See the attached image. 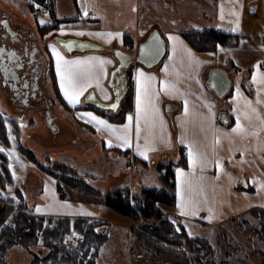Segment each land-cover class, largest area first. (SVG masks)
<instances>
[{
  "label": "crops",
  "instance_id": "0c3cea01",
  "mask_svg": "<svg viewBox=\"0 0 264 264\" xmlns=\"http://www.w3.org/2000/svg\"><path fill=\"white\" fill-rule=\"evenodd\" d=\"M55 1L53 0V10L49 15L51 20L44 25H57L56 30H60L64 25L70 24L69 31L72 34L60 37L89 41L103 47V50L66 53L60 45L59 48L56 47L57 43L54 41L56 35L46 34L47 40H44V45L47 49L48 68L44 76L43 90L49 114H46L44 110L40 115L43 121H46L57 133L59 126L54 107L62 105L77 136L71 142L76 148L66 149L65 153L60 151L58 154L56 152L50 155L64 157L66 154H72L78 156V148L83 146L84 136L80 129L87 127L94 136L97 132L99 133L100 139L96 138L99 144L97 150L99 151L103 147L104 153H95L97 160L87 158L86 164L82 163L79 158V160L77 158L66 160L64 157L59 162L69 164L83 176H93L91 185L103 193L124 189H129L130 193H137L142 189L158 188L162 185L157 186L154 181L155 177H150V171L145 168L144 177H142L141 171H137L135 168L136 161H140L144 163L145 167H148L151 159L156 161L158 157H162L158 165L160 166L161 180V175L165 172L163 166L169 163L178 165L181 160L179 152L183 150L186 159L185 165H178V167H183L184 173L188 174L187 179L190 180L192 187L189 189L183 178L178 181L177 172L174 171L175 204L174 209L170 212L172 218L168 217L178 228H180L178 225L180 220L184 223H195L202 226L203 229L210 227V232L214 234L218 228L224 226L232 231L234 227L230 224L231 228H228L226 223H230L236 217H246V214L254 209H264V204H260V202L264 203V188L260 183L261 181L264 184V84L253 81L254 75L259 76L264 73V0H75L76 13L74 15L72 12L73 16L65 20V24L58 21L60 19ZM4 5L5 8L14 10L7 2ZM221 8H223V19H221ZM204 30L235 35L239 37V43L237 46H219L215 51L196 50L186 35ZM130 35L133 41L129 39ZM170 36L178 37L179 41H182V44L179 42L176 44L175 53H173V41L169 39ZM133 42L134 47H131L130 44L133 45ZM161 42L165 44V54L157 65L148 68L142 64L134 63L130 66L133 70V106L127 111V114L133 119L128 145L129 153H125L126 156H129L127 173L116 177L113 172L108 170L107 174L103 175L101 170L108 168V159L111 157L108 151L121 152L124 145L123 141L117 137L123 135L125 121H116L118 119L114 117H118L124 112L122 103L126 92L123 91L120 105L116 111H102L85 103L84 99L87 95L94 93L99 101L111 103L116 87L115 78L118 76L121 79V84L123 85L124 82L125 85L121 74H116L114 78L111 77L119 65L115 55L116 51L136 56L140 46L146 45L144 47L145 57L149 58L151 51H157ZM53 47L66 60L85 61L88 58L96 57L109 61L103 65V72L95 73L99 79L100 87H97L95 82L87 86L79 96V103H69L61 88L60 77L56 72V57ZM185 48L191 50L194 59L188 56ZM92 64L99 66L98 61H92ZM165 66H167V71H165ZM138 71L154 77L151 87L158 93L152 97V104L158 109V112L149 111V122L154 120L155 127L150 128L143 118L140 121L141 140L139 143L141 146L145 144V137L150 132L154 137L152 141L154 150L146 153V159L136 151V78ZM214 72L219 75L226 73L231 81V90L225 98H219L208 85L210 74ZM164 81L174 84L176 90L166 91L163 87ZM105 95H107V99ZM185 100L188 101L187 114L184 111ZM252 108L256 109L255 113L251 112ZM181 111H184L183 115L177 116ZM245 111L252 116L251 122L244 118ZM89 112L113 125L116 132L98 126L96 121L86 115ZM238 114H240L242 126L247 131L244 136L232 131L236 125ZM257 114L260 119H257ZM29 120L35 122L38 119L31 113ZM129 123L128 119V125ZM181 137L184 138V143H181ZM189 144L192 145L194 151L205 154L206 163L202 168L197 166L193 170L190 166ZM87 149H81L80 157ZM82 169L85 171L82 172ZM106 176H109V179ZM13 179L15 181L14 177ZM106 182V186L102 187ZM236 185H248L253 194L241 192ZM55 187L57 188L56 183ZM214 190L220 193L223 190L229 192V199L219 204L208 203L207 196L213 194ZM74 195H76L74 199L78 200L63 199L58 196L56 189V208L45 210V207L39 206L40 210H31L32 214L44 218L67 219L71 224L75 218L104 221L103 216L109 211L103 199L78 192H75ZM189 197L194 201V215L192 214L193 206H189L185 210L186 214H182L180 207L182 199L187 200ZM224 207L226 213H224ZM29 213L31 212L29 211ZM222 215L224 217H221ZM183 228L187 230L186 227L183 226ZM178 233L181 235L180 232ZM250 234L252 233H246L249 241L252 240ZM72 237L79 240L74 232L70 234L69 239ZM215 243L212 244L216 245ZM130 260L129 262H131ZM146 261V263H152ZM138 262L140 263L136 264H144L142 261Z\"/></svg>",
  "mask_w": 264,
  "mask_h": 264
},
{
  "label": "trees",
  "instance_id": "16d2710c",
  "mask_svg": "<svg viewBox=\"0 0 264 264\" xmlns=\"http://www.w3.org/2000/svg\"><path fill=\"white\" fill-rule=\"evenodd\" d=\"M51 2L53 6V0ZM40 27L47 33L58 28L57 25ZM186 37L196 50L215 51L219 46H237L239 43V37L235 35L212 30L187 34ZM129 39L133 41L131 35ZM130 46L134 47V42ZM132 74L133 70L129 68L126 72L128 93L122 103L124 112L130 110L133 106ZM123 113L118 117H114L118 119L116 121H123ZM10 122L11 120L8 117L0 113V142L7 146L10 145L9 134L13 137L16 136L17 143L18 141L22 142V130L19 123L10 124ZM17 148L23 156L36 161V166L41 171L55 178L59 193L62 194L63 185L66 184L78 193L103 199L109 209L125 219L138 223L133 229L136 234V248L141 255L151 256L152 262H156L158 259H167L171 261L169 264H252L247 260L246 255L239 257L242 258L240 262L232 263L235 254L242 251L241 248L234 245L236 239L233 237L231 230L226 229L225 226L218 228L215 232L216 235H212L215 236L217 241H220V243L213 245L209 237L191 236L182 227H180L181 235H179L174 224L167 217L164 208H171L175 204L174 167L185 165L186 159L183 150L179 152L181 160L178 165L169 163L163 166L165 172L161 175V187L142 189L140 192L133 194L130 193L129 189L103 193L91 185L93 176H83L69 164L53 161L50 157H46L45 163H41L21 143ZM0 184L3 189H6L9 186L8 184H14L6 156H3V160L0 162ZM61 197H63V194ZM15 204H18V202H15L12 197H9L8 203L0 201V256L5 255L14 246L21 245L30 250L33 246L41 245L47 251V255L43 258L34 255L31 264H98L96 259L98 256L97 250L101 245H105V240L108 239L109 235L105 232L106 227L102 228V226H109V224L89 219H74L71 224L67 219L56 220V218L51 217H38L29 213L28 206L23 202H19L18 209ZM251 215L254 221L250 218L236 217L230 224L240 233L249 232L253 235V230L257 229V232L263 238L264 209H254L251 211ZM72 232L76 233L82 240L74 247L69 246L66 242ZM228 235H232L231 238H227ZM252 235L250 237L253 242ZM80 236L85 239L84 244ZM93 240H99L101 245L96 249L88 247L85 250V246ZM184 248H186V251ZM255 248L253 249L256 255L261 256L264 260V250ZM219 251L221 255H219Z\"/></svg>",
  "mask_w": 264,
  "mask_h": 264
},
{
  "label": "rangeland",
  "instance_id": "374dc122",
  "mask_svg": "<svg viewBox=\"0 0 264 264\" xmlns=\"http://www.w3.org/2000/svg\"><path fill=\"white\" fill-rule=\"evenodd\" d=\"M7 2L8 5L14 9L9 10L5 8L4 3ZM75 0H56V6H57V14L60 20L64 22L65 20H68V18L72 17L74 12V15L76 13V6L74 4ZM0 6L4 9L9 10L16 19L23 21L27 26H29L30 21L36 22V20L33 18V13L26 2L23 0H0ZM51 18L45 17L41 21L38 22L39 26H45L44 24L49 22ZM28 23V24H27ZM70 24L64 25L60 30L53 31V35L60 37L63 36H69V34H72ZM47 32V31H44ZM46 38V37H45ZM47 40V39H45ZM45 42H41L42 48H45L44 45ZM44 45V46H43ZM56 47L59 48V45L56 44ZM51 81V80H50ZM45 88L47 90V87L45 85ZM91 93V92H90ZM89 93V94H90ZM1 95V90H0ZM89 96V95H87ZM86 96V97H87ZM85 97V99H86ZM84 99V100H85ZM54 111L56 113L57 122L59 126V132H55L52 127L48 125L46 121H43L40 113H36L33 111H15L14 113H9L3 105L0 104V113L4 114L6 117L11 120L10 124L17 122L19 123L22 134H21V141L17 143L16 136L13 137V135L9 134V142L10 145L7 146L4 143L0 142V162L3 160V156L7 157L8 160V168L12 175V177L15 178L14 184H8L9 186L6 189H3L0 184V201L8 203L9 197H12L15 202H23L28 206V209L31 213L33 211L37 210L39 206L45 207V210L48 209H55L56 208V189L58 196L63 199H74L76 195L74 189L69 187L68 185H63V197H61V193L58 192V187H55V183L58 186L57 181L52 176L48 175L47 173L41 171L36 166V161H33L32 159H28L26 156H23L17 146L21 143L22 146L25 149L30 150L34 155V158L36 160L40 161L41 163H45L44 159H46V156H50L51 160L53 161H59L61 159H70V158H79L81 159V162L86 164L87 158H91L92 160H97L95 157V153H104L103 147L97 150V147L99 146L97 139H100L99 133L97 132L94 136L90 129L87 127H84L83 129H80V132L83 136V146L78 148L77 154L78 156H74L72 154H66V156L62 157L59 155H50L52 153L58 154V152L63 151L62 153L67 152L66 149H74L76 148L74 145L71 144L72 140L75 139L77 136L74 133V130L71 126V121L66 114V111L64 110V107L61 106H55ZM59 111V113H58ZM34 115L36 117L35 122H31L29 120V114ZM128 112L123 113V121H125V125H128ZM184 111H181L178 113L177 116L181 117L183 115ZM126 115V117H124ZM23 116H25L23 118ZM125 118V120H124ZM141 140V138H140ZM139 140V141H140ZM134 142V139H133ZM86 152L82 157L81 149H86ZM65 150V151H64ZM129 147L128 145H123L121 152H114L109 150L108 152L111 154V157L108 159L109 166L108 168H104L101 170V173L107 174V171L113 172L116 177L120 176L123 173H127V163L129 162V156H126V152H128ZM26 158V159H25ZM78 159V160H79ZM28 160V161H27ZM162 160V157H158L155 161V159H151L149 161L148 167L144 166V163L140 161H136V170L141 171V176L144 177V168L149 172L150 177H155V184L157 186H161V180H160V173L159 171L160 164ZM67 164V163H66ZM226 164L224 163V167ZM182 169L183 167H174V171L176 173V169ZM165 170V169H164ZM187 170V169H186ZM85 170L82 169V172ZM211 171V170H210ZM107 179H109V176H106ZM42 181V183H41ZM261 184H263L260 181ZM107 182L102 185V187L106 186ZM243 184V183H242ZM238 186L239 190L241 192H245L247 194H253V191L248 187V185H236ZM42 187V188H41ZM75 191V192H74ZM16 194V195H15ZM134 194V193H133ZM19 196L20 198H18ZM211 196V197H210ZM230 197V193L223 190L221 193L217 190L213 191V194L207 196V202L208 203H224L226 202ZM84 199V198H82ZM78 200V199H74ZM85 200V199H84ZM15 204V207L18 209L19 205ZM260 204H264L263 202H260ZM106 205V204H105ZM107 207V205H106ZM31 208V209H30ZM108 208V207H107ZM165 212L167 213V217L172 218V209L174 207L164 208ZM224 213H226V208L224 207ZM33 210V211H31ZM109 213L104 214L103 220L98 219L99 221L106 222L109 224V226H102L106 227L108 235V239H106L105 245L99 244V240H93L88 245L85 246L86 248L96 249L98 246V256L96 259L98 260V264H136L140 263L138 261H142L144 264H169L167 259H158V261L152 262L151 256L141 255L139 250L136 248V237L135 233L133 231L134 227L138 225V223H135L129 219H125L112 211L108 208ZM251 211L246 214V217L244 219H252L254 221L253 217H251ZM221 217H224L223 215ZM54 218V217H51ZM75 219H86V218H75ZM249 219V220H250ZM59 220V219H56ZM97 220V219H94ZM172 223V219H170ZM176 220V219H175ZM251 221V220H250ZM178 225L183 228L186 227L188 232L192 236H208L209 239H212V243L216 242L220 243V241H217L215 239V236H212L214 233L210 232L211 228L208 227L207 229H203L202 226H199L195 223H184L183 221H178ZM226 226L228 228H231L230 223H226ZM178 232L181 233V229L178 228ZM224 231V229H222ZM233 237L235 240V246L237 248H241V253L235 254V259H233L232 263H236V261L240 262L242 258H239L243 253L246 255L247 260L252 264H262L264 260H262V257L259 255H256V252L253 248L257 247L260 249L264 248V237L262 238L257 232V229L253 230V242L249 241V238L246 236V233L241 234L238 232L236 228H234L232 231ZM221 233V232H220ZM222 234V233H221ZM231 235V236H232ZM75 236L77 234L75 233ZM212 236V237H211ZM230 235H228L227 238H231ZM78 237V236H77ZM83 239V244L85 243V239L83 236H80ZM225 237V235H224ZM222 236V238H224ZM79 238V237H78ZM75 237H72L71 239L67 238V243L69 246L74 247L75 245L79 244L82 240L77 241ZM224 240V239H223ZM225 242V241H224ZM255 247H254V246ZM186 251V248H184ZM221 250V249H220ZM264 250V249H263ZM128 251V252H127ZM226 252V251H225ZM86 253V252H85ZM129 253V254H128ZM34 255H37L39 258H43L47 255V251L43 248V246H33L28 250V248H24L23 246H14L11 250H8L6 254L0 256V264H31V261L34 258ZM219 255H221V252L219 251ZM88 257H90L88 255ZM129 259H131L129 262ZM145 259V260H144ZM151 261L152 263H146L147 261ZM262 260V261H261ZM141 262V263H142ZM262 262V263H261Z\"/></svg>",
  "mask_w": 264,
  "mask_h": 264
},
{
  "label": "flooded vegetation",
  "instance_id": "af4514ba",
  "mask_svg": "<svg viewBox=\"0 0 264 264\" xmlns=\"http://www.w3.org/2000/svg\"><path fill=\"white\" fill-rule=\"evenodd\" d=\"M38 22L32 21L27 26L0 7V104L10 114L15 111L42 113L44 110L49 114L43 90L48 68L47 49L41 46L47 32L41 29ZM114 84L117 92L114 99L121 97L125 90L127 95L128 89L124 82L121 84L118 76Z\"/></svg>",
  "mask_w": 264,
  "mask_h": 264
},
{
  "label": "snow or ice",
  "instance_id": "6c2138e0",
  "mask_svg": "<svg viewBox=\"0 0 264 264\" xmlns=\"http://www.w3.org/2000/svg\"><path fill=\"white\" fill-rule=\"evenodd\" d=\"M223 8H221V19H223ZM235 30V29H233ZM97 35H103V34H97ZM111 36L112 34H108ZM119 35V34H116ZM170 40L173 41V53L176 52V44L179 42L182 44V41H179L178 37L170 36ZM185 52H187L188 56L191 59H194L191 50L190 49H184ZM53 53L56 57V72L57 75L60 77L61 82V88L64 90L65 96L68 98L69 103L76 104L79 103V96L83 93L84 89L87 86H90L93 82L96 83L97 87H100L99 79L95 76V73L97 71L103 72V65L105 63H109V61L102 60L100 58L92 57L88 58L85 61H81L79 59L77 60H66L64 57L56 51V49L53 47ZM92 61H98L99 66L92 64ZM165 71H167V66H165ZM154 80V77L146 75L142 71H138L136 83H137V90H136V151L147 158L146 153L148 151L154 150L152 147V141L154 139L152 133L150 132L148 136L145 137V144L141 146L139 143L140 140V121L143 118L146 122V124H149L150 128L155 127L154 120L152 122H149V111L151 110L152 113L158 112V109L155 108V106L152 104V97L155 95H158L157 91L151 87V82ZM253 81L258 84H264V73L259 74V76L254 75ZM163 87L166 91L168 90H176L175 85L164 81ZM101 91H103V88H101ZM239 94V93H238ZM105 98L107 99V95H105ZM259 102V101H258ZM185 104V114L188 113V101H184ZM113 108L116 107L115 104L112 105ZM249 107L251 105L249 104ZM233 111H236V109H233ZM252 113L256 112L255 108L251 109ZM88 117L91 118V120L96 121L98 126H102L103 129H107L112 132H116V129L113 125L109 124L106 120L100 119L99 117H96L93 115V113L89 112L86 113ZM243 116L245 119L249 120L251 122L252 116L249 112L245 111L243 113ZM129 119V125H125L123 129V135L118 136L117 138L121 141H123L124 145H129L130 143V131H131V121L132 116L128 117ZM257 119H260L259 115L257 114ZM240 114L237 115V121L235 127L232 129L234 133H238L241 136H244L247 134L246 129L242 126ZM218 142V138H217ZM181 143H184V138L181 137ZM189 151H188V160L190 166L193 168V170L200 166L201 168L206 163L205 154L194 151L191 144L188 145ZM177 172V179L178 181L181 180V178L184 179V183L188 184L189 189H191L192 185L190 180L187 179L188 174L184 173L183 169H176ZM262 188H264V184L261 185ZM194 201L189 197V199L184 200L182 199L180 207L182 209V214H186L185 210L189 206H193ZM40 209H37L39 211ZM211 211V209H209ZM192 214H195V208L193 206Z\"/></svg>",
  "mask_w": 264,
  "mask_h": 264
},
{
  "label": "water",
  "instance_id": "95a60500",
  "mask_svg": "<svg viewBox=\"0 0 264 264\" xmlns=\"http://www.w3.org/2000/svg\"><path fill=\"white\" fill-rule=\"evenodd\" d=\"M54 41L58 45H60V47L66 53H73V52L83 53L87 51L103 50V47L95 43L89 42V41H81V40H76V39L75 40L65 39L63 37H56L54 38ZM145 46L146 45L140 46L138 55L136 56L129 55L121 51H116L115 55L119 61V65L116 68V70L112 73V76L114 77L117 73H120L122 75V78H125V73L123 71H126L132 63H137V64L139 63L148 68H151L154 65H157L158 61L165 54V44L161 42V45H159L160 47H158L157 51L156 50L151 51V56H149V58L145 57L146 55V51H144ZM221 75H219V73H216V72H214L213 74H210V81L208 85L210 86V89H212L219 98H224L230 90L231 81L228 78L226 73H221ZM109 86L111 87L110 83H109ZM116 93H117L116 91H113L114 96ZM122 96L123 95H121V97L119 98L116 97L113 103H104V102L99 101L94 95V93H91L89 96L86 97L85 103L89 105H93L98 109L116 111L120 105ZM113 104L116 105L115 108L112 107Z\"/></svg>",
  "mask_w": 264,
  "mask_h": 264
},
{
  "label": "built area",
  "instance_id": "2783aa9c",
  "mask_svg": "<svg viewBox=\"0 0 264 264\" xmlns=\"http://www.w3.org/2000/svg\"><path fill=\"white\" fill-rule=\"evenodd\" d=\"M24 1L32 9L33 17L35 20H41L49 16L52 8L51 0H24ZM262 264H264V262Z\"/></svg>",
  "mask_w": 264,
  "mask_h": 264
}]
</instances>
